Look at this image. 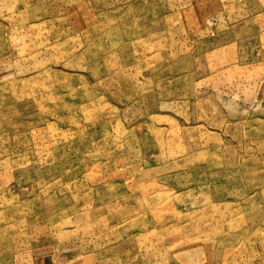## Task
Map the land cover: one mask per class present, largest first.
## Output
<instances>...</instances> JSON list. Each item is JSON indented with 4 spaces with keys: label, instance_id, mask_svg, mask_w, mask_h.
<instances>
[{
    "label": "rangeland",
    "instance_id": "1",
    "mask_svg": "<svg viewBox=\"0 0 264 264\" xmlns=\"http://www.w3.org/2000/svg\"><path fill=\"white\" fill-rule=\"evenodd\" d=\"M0 264H264V0H0Z\"/></svg>",
    "mask_w": 264,
    "mask_h": 264
}]
</instances>
